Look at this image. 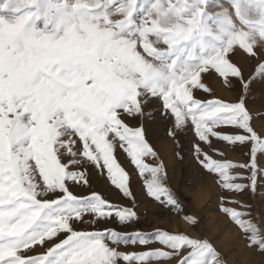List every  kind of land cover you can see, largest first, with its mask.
I'll return each mask as SVG.
<instances>
[{"label": "snow or ice", "instance_id": "obj_1", "mask_svg": "<svg viewBox=\"0 0 264 264\" xmlns=\"http://www.w3.org/2000/svg\"><path fill=\"white\" fill-rule=\"evenodd\" d=\"M257 99L264 0H0V264H225L170 186L158 124L264 254V219L241 199L264 182ZM135 177L186 230L136 228Z\"/></svg>", "mask_w": 264, "mask_h": 264}, {"label": "rangeland", "instance_id": "obj_2", "mask_svg": "<svg viewBox=\"0 0 264 264\" xmlns=\"http://www.w3.org/2000/svg\"><path fill=\"white\" fill-rule=\"evenodd\" d=\"M249 69L246 68V71ZM216 94L223 98H231L232 93L223 88L220 84H213ZM253 126L257 132L264 131V100L257 99L254 113ZM155 149L169 162L171 177L170 186L175 190L179 189L185 211L189 214L195 212L204 218L203 227L206 229L202 234L213 240L221 258L225 264H264V254L245 244L239 238L237 229L231 225L227 219L217 213V197L219 195L212 178L200 172L199 169L187 158L188 140L183 141L186 159L183 163L175 160L173 156V144L164 134V125L158 124L155 137L153 139ZM220 147H223L222 145ZM226 158L233 162H243L246 156L244 149L237 148L231 150L225 148ZM121 161L127 167V162L121 157ZM259 163L264 167V155L259 156ZM103 187V185H101ZM133 191L137 195L139 207L136 209L141 216V221L136 228L144 231H152L156 227L169 231L186 230L187 226L182 218L175 214L163 212L160 206L150 198H145L142 194V183L138 177L133 180ZM113 203H121L119 197L112 192L106 193ZM243 202L253 205V214L264 219V182L258 187L255 197L251 193L245 194ZM133 231L135 229H123ZM196 236L197 232H191Z\"/></svg>", "mask_w": 264, "mask_h": 264}]
</instances>
